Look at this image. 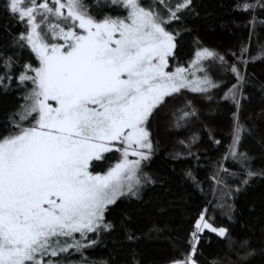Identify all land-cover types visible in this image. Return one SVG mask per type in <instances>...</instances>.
<instances>
[{"label": "snow or ice", "instance_id": "obj_1", "mask_svg": "<svg viewBox=\"0 0 264 264\" xmlns=\"http://www.w3.org/2000/svg\"><path fill=\"white\" fill-rule=\"evenodd\" d=\"M196 7L195 0H3L0 13L23 30L5 29L17 51L0 52V89L15 86L23 103L0 131V264H108L85 253L102 234L115 232L109 217L123 199H140L146 186L172 179L144 171L161 146L153 138L157 122L192 127L201 116L197 103L211 101L214 90L234 106L230 143L209 176L214 203L196 210L183 245L179 235L167 237L175 249L167 264H205L200 246L209 233L231 251L227 264H255L258 258L264 264V238L258 245L233 238L212 215L220 209L231 220L234 196L250 181L264 179V167L254 166L255 154L245 147L264 125V108L256 119H244L248 64L264 59V44L250 54L257 27L264 26V0H237L236 8L249 17L248 43L229 53L232 62L198 37L194 55L178 59L183 34L192 31L185 25L199 15ZM25 50L34 59L22 62ZM213 65L230 72L235 83L223 89ZM254 87L264 98V80ZM200 126L212 144H220L206 124ZM178 143L199 160L192 151L200 143L198 132ZM260 147L264 155V143ZM113 154L119 155L109 163ZM170 155L175 160L182 153ZM181 179L203 192L191 169ZM130 219L122 214L119 220L131 245L119 264H143L135 246L149 233L164 236L168 226L154 222L148 233H138Z\"/></svg>", "mask_w": 264, "mask_h": 264}, {"label": "trees", "instance_id": "obj_2", "mask_svg": "<svg viewBox=\"0 0 264 264\" xmlns=\"http://www.w3.org/2000/svg\"><path fill=\"white\" fill-rule=\"evenodd\" d=\"M148 3L147 1H143ZM86 3L93 4L94 0H86ZM198 16L190 17L186 27L192 29L190 33H184L181 45L177 49L178 59L181 62L188 61L195 50L194 38L198 37L206 47L215 49L224 54L229 62H232L230 52L239 53L242 43H248V28L245 26L249 18L236 8L237 0H195ZM3 0H0V5ZM108 11V9H105ZM264 19V17H260ZM10 29L15 34L23 30V25L15 22H7L6 14L0 13V52L12 54L17 51L11 46L12 36L5 31ZM258 35L253 37L250 44V54L255 55L259 51V45L264 44V26L256 29ZM15 59V57H14ZM20 59H34L25 50L20 53ZM215 77L223 81L222 88L235 83L233 75L216 65H213ZM249 84L245 87V95L249 97L246 104L245 122L249 118L256 119L257 114L264 108V98L254 85L264 80V59L250 62L247 68ZM211 101L201 99L197 107L201 109V115L207 120L213 129V136L220 141L219 145L212 144L206 137L204 129L200 126L201 118L195 121L188 129H176L168 126L167 119H161L153 129V138L160 142V149L148 162L144 171L150 175L160 173L172 176L168 185L146 186L141 192L140 199H123L120 206L109 217L117 224V229L112 235L102 234L99 243L86 251L85 255L92 261H107L108 264H119L128 256V249L131 245L124 241L123 231L119 226L122 214H127L131 219L129 227L138 233H148L154 222L166 223L168 231L164 236L156 233H149L148 238H142L135 246L142 259L143 264H167L168 258L174 254L175 249L167 237L180 236V243H185V237L189 227V221L198 208L204 206L208 201H213L212 185L209 179L214 161L226 150L230 143V128L234 106L230 101L221 99L223 91L214 90ZM21 93L13 86L8 91L0 89V131L6 124L8 117L15 113L19 105L23 103ZM260 125V122L257 121ZM260 125L254 132L253 137L245 142L247 150L255 154L254 166L259 169L264 167V155L261 154V143H264V132ZM196 131L200 134V143L194 146L192 151L199 155V160L186 155V150L178 143L180 140H187V137ZM207 149V151H205ZM182 153L179 159H172L171 153ZM119 154L110 156L109 163L114 162ZM106 167V165H104ZM228 167L235 170L230 162ZM175 169V173L170 170ZM184 169H191L193 174L201 182L203 192L193 187L190 182H184L181 177ZM182 197V199H181ZM235 206L232 219L229 220L226 214L220 209L212 212L218 221L230 228L233 238L247 237L259 244L264 238V179H255L241 190L230 201ZM162 210V211H160ZM207 238L201 240L200 250L205 264H227L231 257V251L226 243L215 234H206ZM79 259V256L73 257ZM255 264H260L259 258Z\"/></svg>", "mask_w": 264, "mask_h": 264}, {"label": "rangeland", "instance_id": "obj_3", "mask_svg": "<svg viewBox=\"0 0 264 264\" xmlns=\"http://www.w3.org/2000/svg\"><path fill=\"white\" fill-rule=\"evenodd\" d=\"M143 1H147V2H149V0H143ZM200 118H201V122H203V124H206L207 127L210 128V129L212 130V134H213V129H212L211 125H210L209 123H207V120H206L202 115L200 116ZM205 134H206V137H208V135H207L206 132H205ZM213 135H214V134H213Z\"/></svg>", "mask_w": 264, "mask_h": 264}]
</instances>
